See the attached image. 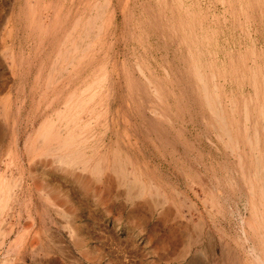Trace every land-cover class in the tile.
Wrapping results in <instances>:
<instances>
[{"label":"rangeland","instance_id":"374dc122","mask_svg":"<svg viewBox=\"0 0 264 264\" xmlns=\"http://www.w3.org/2000/svg\"><path fill=\"white\" fill-rule=\"evenodd\" d=\"M0 264H264V0H0Z\"/></svg>","mask_w":264,"mask_h":264},{"label":"bare ground","instance_id":"6f19581e","mask_svg":"<svg viewBox=\"0 0 264 264\" xmlns=\"http://www.w3.org/2000/svg\"><path fill=\"white\" fill-rule=\"evenodd\" d=\"M60 78V77H59ZM78 114V113H77ZM62 129V128H61ZM40 144V143H39ZM40 146V145H39ZM54 148V147H53ZM36 150V149H35ZM48 150V149H47ZM50 150H51V147H50ZM58 164H60V165H67V166H69V167H71V168H77L78 167V165H79V161H74V160H71L69 157H67V156H62V155H60V156H58L57 158H56V160H55ZM82 164V163H81ZM99 166V165H98ZM98 169H99V167H98ZM95 170V169H94ZM122 176V175H121ZM123 177V176H122ZM123 180V179H122ZM121 180V181H122ZM124 181V180H123ZM123 181H122V183H123ZM138 182V181H137ZM136 183V182H135ZM142 184V183H141ZM126 185V184H125ZM138 186V185H137ZM144 186V185H143ZM143 186L142 185H139L137 188H136V185L134 184V183H132L131 185H130V188H135V190L137 189V193H139V194H142L143 192H144V188H143ZM129 187V186H128ZM156 188V187H155ZM154 191V190H153ZM159 201V200H158ZM8 204V203H7ZM6 207V206H5ZM71 234V233H70ZM61 245V244H60ZM63 247V246H62Z\"/></svg>","mask_w":264,"mask_h":264}]
</instances>
